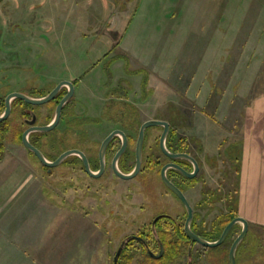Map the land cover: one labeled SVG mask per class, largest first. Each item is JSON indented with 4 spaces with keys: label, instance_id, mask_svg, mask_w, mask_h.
Here are the masks:
<instances>
[{
    "label": "rangeland",
    "instance_id": "rangeland-1",
    "mask_svg": "<svg viewBox=\"0 0 264 264\" xmlns=\"http://www.w3.org/2000/svg\"><path fill=\"white\" fill-rule=\"evenodd\" d=\"M42 62L74 74L92 68L94 85L104 79L103 63H113L115 78L128 82L122 81L119 100L105 105L101 117V90L78 92L88 103L85 113L99 119L78 121L73 143H83L84 129L90 137L84 145L95 151L102 136L119 126L131 139L122 168L129 171L140 124L166 120L170 140L200 153L202 229L209 232L217 216L215 239L240 211L254 216L236 264H264V224L255 221L264 193V182L261 187L255 177L262 172L264 180V0H0V78L3 67L6 88H23ZM4 91L0 84V95ZM161 131L146 129L142 168L130 179L110 169L94 178L74 163L71 179L59 182V168L51 180L35 177L33 157L25 151L17 161L0 158V264H112L125 236L148 238V224L160 209L174 207L169 212L181 216L160 181L159 166L146 164L151 155H161ZM210 155L215 167L206 161ZM241 176L249 193L246 209L236 205ZM221 212L227 213L222 222ZM240 229L241 223L234 224L223 245L183 240L170 264H229L228 250ZM125 246L130 264L150 262L136 241ZM174 254L162 256L163 262L169 264Z\"/></svg>",
    "mask_w": 264,
    "mask_h": 264
},
{
    "label": "flooded vegetation",
    "instance_id": "flooded-vegetation-1",
    "mask_svg": "<svg viewBox=\"0 0 264 264\" xmlns=\"http://www.w3.org/2000/svg\"><path fill=\"white\" fill-rule=\"evenodd\" d=\"M107 57V56H106ZM105 57V58H106ZM114 58V55H113ZM109 59V58H108ZM103 63L100 67V71L104 76L103 80H99L97 85L89 84L92 81L94 74V69L88 68L85 69L78 74H74L71 68L63 67L61 64H47V63H38L35 67H33L31 81L27 82L23 86V88H17V90H9L7 81L8 79H3L5 76V70L3 67L1 68V73L3 72L2 77L0 78V84L2 89H6L4 94L0 95V113L6 108V96L9 92L19 91L23 92L28 96L34 98H43L47 96L49 93L54 91L53 95L50 98L44 101H38L36 103H30L25 101L20 97H13L10 101V110L8 115L0 121V158H4L10 161H17L19 153L22 151L33 157L35 167L37 168L38 175H34L35 177H43L49 178L51 180V174L54 172V169L59 168L60 174H58L57 180L59 182H66L71 179L72 169L74 163H79L82 170L88 174L85 169L84 162L80 156L73 153H67L63 159H61L58 163L53 165H47L42 161L43 157L45 160L53 162L60 155L68 152L72 149L80 150L89 165V168L92 171H96L100 167V158H99V147L102 140L113 131H123L126 135V147L124 151L120 154L117 159V165L120 170L126 165L129 157L127 155V147L130 142V136L119 126H112L100 139L98 143L97 150H91L85 147V143H89L90 137L88 131L81 132V139L83 141L82 144L73 143V129L75 124L78 121H86L88 119V123H98V117L96 114L85 113L88 110V103L83 98V96L79 95V91L81 90L85 95L91 92H96L97 90H101L102 99L105 100V103L102 107V111H100V117L103 115L104 109L108 107V105H115L120 98V91L122 87V81L127 83V80H121L119 76L115 78V71L113 69V63L107 62ZM5 67V66H4ZM92 69V70H91ZM84 81H88L85 87L80 86L83 85ZM101 81V82H100ZM66 100L59 106L61 101L65 98ZM106 107L104 108V106ZM59 106V110H57ZM78 106H81L82 109L79 111L77 109ZM110 108V107H109ZM58 114V119L56 120L54 126L49 130L43 129L44 126L48 125L51 121H53ZM77 116L76 122H74V117ZM147 129V128H146ZM26 133V138L28 142L33 145L39 152V155L35 152L31 151L26 147L23 142V135ZM138 133V132H137ZM146 134V130H145ZM170 129L168 131L166 137V146L173 153H183L186 156L179 157H169L161 151V155L155 154L151 155L148 160H146V164L148 168L154 169L156 166L158 167V174L162 185L166 188V190L171 195L170 198L176 201V206L181 208L182 214L172 215L169 212V208L174 207H164L160 209L150 220L149 226V234L148 238H151L153 242L157 245V253L159 251L160 242L163 245V253L165 252L166 243L169 240H172L175 244L178 243L176 238V234L178 231H184L185 220L188 215V210L186 204H188L191 208L192 217L190 220L191 229L197 233L198 235L208 239L213 240L212 230L215 231L217 227V223L215 219L217 216H214V221L210 225V231L206 232L202 228L204 227V219L201 217L202 208H204L206 203L200 199V183L202 177V164L200 153L198 151H191L180 145L178 140H170ZM145 139V135H144ZM144 144V141H143ZM159 145V140H158ZM121 146V136L118 132H115L110 138L105 151H104V169L101 176L108 169L111 170L113 174L116 175L112 168V161L118 149ZM143 150V147H142ZM22 161V160H21ZM134 161H135V149H134ZM133 161V165H134ZM142 163H143V153H142ZM177 164L180 166L185 172L183 173L178 168L174 166H168L166 168V177L168 181H170L174 186H176L184 198L179 197L176 193H174L162 179L161 176V168L165 164ZM142 168V164H141ZM140 168V170H141ZM63 169V170H61ZM125 171V170H124ZM140 172V171H139ZM41 173V174H39ZM187 173H192V175H188ZM91 176L90 174H88ZM97 176V177H99ZM118 176V175H117ZM97 178L95 176H91ZM119 177V176H118ZM197 189V194H199L198 198H194V192ZM153 198V197H152ZM203 204L205 206H203ZM207 205H211V201L207 203ZM205 209V208H204ZM214 210V209H213ZM231 214L229 211L228 214ZM204 215V214H203ZM227 215L226 212L220 213V222H222L223 217ZM237 223V222H236ZM235 223V224H236ZM234 226V225H233ZM233 228V227H232ZM154 231H156L158 238L155 236ZM231 231V230H230ZM229 231V232H230ZM171 234V237H167ZM229 234V233H228ZM144 238L148 247L151 248L149 244V239L142 234H137ZM186 235V234H185ZM228 236V235H227ZM227 238V237H226ZM225 238V240H226ZM190 241L192 244L197 243L191 241L188 237L185 239ZM225 240L220 244L223 245ZM130 241H136L139 243L146 252V247L144 244L139 241L132 239ZM184 242V241H183ZM155 253V252H154ZM161 255V256H162ZM150 256V255H149ZM160 256V257H161ZM152 257V256H150ZM155 258V257H153ZM159 258V257H158ZM188 261L185 263L187 264Z\"/></svg>",
    "mask_w": 264,
    "mask_h": 264
},
{
    "label": "water",
    "instance_id": "water-1",
    "mask_svg": "<svg viewBox=\"0 0 264 264\" xmlns=\"http://www.w3.org/2000/svg\"><path fill=\"white\" fill-rule=\"evenodd\" d=\"M53 93H54V91L49 93L47 96L38 99V98L28 96L25 93L19 92V91L9 92L6 96V108L0 113V121L3 120L8 115L9 110H10V101L13 97H20L27 102L36 103L38 101L47 100L48 98L51 97V95H53ZM66 98H67V96L61 101L59 106L66 100ZM59 106H58L57 110H59ZM56 114H57L56 118L53 121H51L48 125L44 126L43 129L49 130L50 128H52L54 126L56 120L58 119L59 112L57 111ZM151 126H161L162 127V131H161V134L159 136V148L164 154H166L169 157L186 156V154H183V153H173L167 148L166 137H167V134L169 131V123L163 119L151 118V119H147V120L143 121L139 126L137 138H136V143H135V161H134L133 167L129 171L120 170L118 165H117V159L126 147V135L123 133V131H120V130L111 132L102 140L100 147H99L100 167L96 171H92L89 168L88 162H87L84 154L78 149L69 150L68 152L60 155L53 162L47 161L43 157H41V158L45 164L53 165V164L58 163L61 159H63V157L67 153L77 154L78 156H80L82 158V160L84 162L85 169L88 172V174H90L91 176L97 177L102 173V171L104 169V151H105V148H106L110 138L112 137V135L115 132H118L121 136V146L114 156V159L112 161V168H113L114 172L116 173V175H118L119 177L124 178V179H130V178L135 177L137 175V173L140 171L141 164H142V147H143L145 130H146V128L151 127ZM26 133H27V131L23 135L24 144L26 145V147L28 149H30L31 151H33L39 155L38 150L28 142V140L26 138ZM168 166H174V167L178 168L180 171H182L183 173L185 171L180 166H178L177 164H173V163L165 164L161 168L162 179L165 182V184L168 186V188H170V190H172L174 193H176L179 197L184 198L181 191L176 186H174L170 181H168V179L166 177V173H165L166 168ZM187 174L192 175V173H187ZM186 206H187V210H188V215H187L186 220H185L184 232H185L186 236L191 241L197 242L200 245H202L203 247H212V246H217V245L221 244L225 240V238L227 237V235H228L229 231L231 230V228L233 227V225L236 222L241 223L240 232L233 239L232 243L230 244L229 250H228V262H229V264H236V251H237L239 244L241 243V241L243 240V238L245 237V235L247 233L248 221L242 216H239V215L234 216L232 219H230L224 225L223 229L221 230V233L219 234V236L217 238H215L213 240H208V239L198 235L197 233H195L191 229V227H190V220L192 217L191 208L188 204H186ZM154 234L158 238L156 231H154ZM132 239H135V240L139 241L140 243L144 244V246L146 247V252L152 257L158 258L163 253V245L161 242L159 244L158 253H154L152 250H150V248L148 247V245H147V243L143 237H141L137 234H130V235L125 236L120 241V243H119V245H118V247H117V249L113 255L112 264H118V258H119L121 251L123 250V248L125 247L127 242L132 240ZM187 264H191V262L188 261Z\"/></svg>",
    "mask_w": 264,
    "mask_h": 264
},
{
    "label": "crops",
    "instance_id": "crops-1",
    "mask_svg": "<svg viewBox=\"0 0 264 264\" xmlns=\"http://www.w3.org/2000/svg\"><path fill=\"white\" fill-rule=\"evenodd\" d=\"M210 157H211V159L208 157V158H206L207 160L205 158H204V160H206L209 163V165L212 164V166L215 167L216 166L215 165V161L214 162H211L210 161V160H212V157L213 156L210 155ZM259 164H260V162H259ZM236 171H237V169H236ZM256 174H257V176L255 175V177H256L257 180L259 179V183L261 184V187H262L263 186V182H264V180H262V181L260 180L262 178V172L256 171ZM237 185H238V188H236V190L238 192V197H237V203H236V205L238 206V208L240 207V209H246V208H248V206H247V202H245V200L248 198V194L249 193H248V188H246L244 186L245 185V182H244L242 176L240 177V184H239V180H237ZM260 191L263 193L264 189L261 188ZM259 198H260V193H259ZM261 198L262 199H260L259 202H258V199H257V202H258V204H257V210H256L257 211V214L255 216V217H257V220H255V221L257 223L264 224V193L261 196ZM239 215L242 216V217H244L249 222V224L250 223H253V221H254L252 219L254 216L251 218V217H249L250 215H248V214L245 215L244 213H241V211L239 212Z\"/></svg>",
    "mask_w": 264,
    "mask_h": 264
},
{
    "label": "trees",
    "instance_id": "trees-1",
    "mask_svg": "<svg viewBox=\"0 0 264 264\" xmlns=\"http://www.w3.org/2000/svg\"><path fill=\"white\" fill-rule=\"evenodd\" d=\"M229 219H227L225 221V223H223V225H221V226H224L226 224V222H228ZM167 237L168 238L171 237V234H169ZM176 238L178 240V243L177 244H175L172 240H169L166 243V248H167L168 251H170V253H167L166 250H165L164 254L162 255V256L169 255L168 257H170L171 256V253L175 251V254H174L173 257H171V260L169 261V264L178 255L180 245L183 243V240L187 239V236L185 235V232L184 231H178L177 234H176ZM127 252H129V250H128L127 246H125L123 248V250L121 251L120 255H119L118 264H130L131 263L130 262L131 255L128 254ZM144 255H145V257H147V258L150 259V262L148 264H166V263L163 262L162 256L159 257V258H153V257H150L149 255H147L145 252H144Z\"/></svg>",
    "mask_w": 264,
    "mask_h": 264
}]
</instances>
